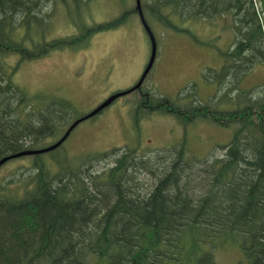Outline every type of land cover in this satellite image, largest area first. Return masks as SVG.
Returning <instances> with one entry per match:
<instances>
[{"label":"trees","instance_id":"trees-1","mask_svg":"<svg viewBox=\"0 0 264 264\" xmlns=\"http://www.w3.org/2000/svg\"><path fill=\"white\" fill-rule=\"evenodd\" d=\"M97 1L0 0V159L38 149L40 140L67 126L64 134L82 117L70 118L74 108L63 99L29 95L13 78L22 61L78 49L127 21L130 11L124 10L89 26L84 20ZM142 3L148 25L147 15L177 30L171 17H231L232 50L204 80L222 91L216 103L223 100L234 109L199 104L197 84L191 83L182 94L196 106H179L145 90L134 120L144 111L173 115L185 125L210 122L233 127L232 141L221 148V157L199 163L186 159L185 139L153 154L112 149L76 168L59 164L55 173L37 156L22 195L0 189V264H217L214 252L228 245L242 252L236 264H264V91L240 88L251 69L264 64V0L261 9L256 0ZM132 13L138 15L135 6ZM57 19L78 33L50 39ZM9 55L19 56L11 67L5 64ZM110 159L107 168L93 169L92 163Z\"/></svg>","mask_w":264,"mask_h":264},{"label":"rangeland","instance_id":"rangeland-1","mask_svg":"<svg viewBox=\"0 0 264 264\" xmlns=\"http://www.w3.org/2000/svg\"><path fill=\"white\" fill-rule=\"evenodd\" d=\"M261 1L256 0L259 9ZM134 6L135 0L92 3L84 20L89 26L112 20L124 10L130 11V15L122 26L94 35L83 47L58 50L38 60L22 61L14 74V83L29 95L67 101L74 108V114L70 115L72 119L85 116L112 94L129 90L143 73L151 53L149 38L138 15L132 13ZM147 17L156 41V56L140 91L117 98L100 114L79 123L58 148L3 164L0 189L5 187L13 195H22V182L35 172L33 164L37 156L50 172L55 173L59 164L62 168L66 167L64 164L76 168L89 157L112 149L127 148L138 154H153L170 149L185 139L186 159L200 162L214 155L221 157V148L232 141L233 127L223 128L210 122L185 125L173 115L160 112H140L136 121L133 116L140 92L145 90L155 97L169 98L179 106H196L192 103L193 97L182 94L190 91L191 83L197 84L199 104H209L214 110L234 109L230 103H222L223 100L216 103L214 97L222 91L204 80L208 70L212 73L220 70L224 55L231 48L234 40L231 17L212 20H174L175 17H171L180 28L178 30ZM57 21L50 39L78 33L63 19ZM18 61V55H9L5 64L11 67ZM263 85L264 64H259L243 78L240 88H253V94L258 95L263 94ZM225 94L229 92L225 91ZM233 103L237 105V102ZM66 127H62V133L56 132L40 140L37 148L54 144ZM111 161L92 163L96 167L93 169L107 168ZM214 257L217 264H236L243 260L241 250L235 245L219 248Z\"/></svg>","mask_w":264,"mask_h":264},{"label":"water","instance_id":"water-1","mask_svg":"<svg viewBox=\"0 0 264 264\" xmlns=\"http://www.w3.org/2000/svg\"><path fill=\"white\" fill-rule=\"evenodd\" d=\"M135 8L136 11L138 13L141 25L144 29V31L146 32L150 44H151V53H150V57L148 60V63L143 71V73L141 74L138 82L129 90H126L124 92H118L116 94L111 95L110 97H108L104 102H102L99 106H97L94 110H92L90 113L86 114L85 116L79 118L78 120H76L75 122H73L70 127L66 130V132L64 133V135L54 144H52L51 146H48L46 148L43 149H38V150H24L22 152H19L17 154L14 155H10L7 157H4L2 159H0V167L5 164L6 162H8L11 159H16L19 157H23V156H31V155H39V154H43V153H47L50 152L56 148H58L69 136V134L72 132V130L82 121H85L89 118H92L93 116H96L97 114H99L103 109H105L106 107H108L114 100H116L117 98L124 96L130 92H133L135 90H139L140 87L142 86L146 76L148 75V73L150 72L154 61H155V56H156V41L154 38V35L150 29V27L148 26L144 15L142 13V9H141V3L140 0H135Z\"/></svg>","mask_w":264,"mask_h":264},{"label":"bare ground","instance_id":"bare-ground-1","mask_svg":"<svg viewBox=\"0 0 264 264\" xmlns=\"http://www.w3.org/2000/svg\"><path fill=\"white\" fill-rule=\"evenodd\" d=\"M240 3V2H239ZM183 12V11H182ZM186 16V15H185ZM264 22V21H263ZM259 31V30H258ZM231 50H232V48H231ZM255 55V54H254ZM256 58V57H255ZM246 70V69H245ZM242 71H243V69H242ZM237 72V71H236ZM240 73V72H239ZM234 74V73H233ZM212 79V78H211ZM232 81V80H231ZM227 88V87H226ZM213 100V99H212ZM256 100V99H255ZM251 102H252V100H251ZM194 104V103H193ZM194 106V105H193ZM236 115V114H235ZM189 117V116H188ZM240 143V142H239ZM216 150V149H215ZM214 150V151H215ZM123 153V152H122ZM116 154V153H115ZM117 155V154H116ZM167 156V155H166ZM208 156V155H207ZM225 156V155H224ZM252 158V157H251ZM225 159V158H224ZM105 161V160H104ZM115 162V161H114ZM109 163V162H108ZM199 163V162H198ZM161 173V172H160ZM139 181V180H138ZM139 183V182H138ZM146 186V185H145ZM125 194V193H124ZM113 195V194H112ZM197 195V194H196ZM182 216V215H181ZM191 224V223H190ZM197 224V223H196ZM212 224V223H211Z\"/></svg>","mask_w":264,"mask_h":264}]
</instances>
